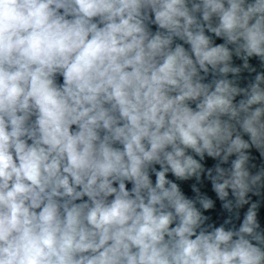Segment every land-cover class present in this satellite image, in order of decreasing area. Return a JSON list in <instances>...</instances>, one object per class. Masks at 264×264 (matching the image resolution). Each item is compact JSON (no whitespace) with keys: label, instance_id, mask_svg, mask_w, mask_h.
Returning a JSON list of instances; mask_svg holds the SVG:
<instances>
[{"label":"clouds","instance_id":"9594fccd","mask_svg":"<svg viewBox=\"0 0 264 264\" xmlns=\"http://www.w3.org/2000/svg\"><path fill=\"white\" fill-rule=\"evenodd\" d=\"M0 264H264V0H0Z\"/></svg>","mask_w":264,"mask_h":264}]
</instances>
